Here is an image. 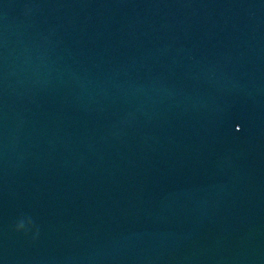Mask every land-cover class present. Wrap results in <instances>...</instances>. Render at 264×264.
I'll list each match as a JSON object with an SVG mask.
<instances>
[{"label":"water","instance_id":"water-1","mask_svg":"<svg viewBox=\"0 0 264 264\" xmlns=\"http://www.w3.org/2000/svg\"><path fill=\"white\" fill-rule=\"evenodd\" d=\"M0 264H264V0H0Z\"/></svg>","mask_w":264,"mask_h":264}]
</instances>
